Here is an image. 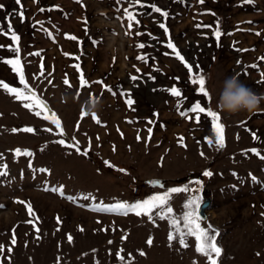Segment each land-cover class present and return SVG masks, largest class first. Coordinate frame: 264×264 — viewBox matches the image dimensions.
I'll return each mask as SVG.
<instances>
[{"label": "rangeland", "instance_id": "obj_1", "mask_svg": "<svg viewBox=\"0 0 264 264\" xmlns=\"http://www.w3.org/2000/svg\"><path fill=\"white\" fill-rule=\"evenodd\" d=\"M0 5V82L17 92L27 85L36 94L19 100L0 85V164L8 166V176L0 178V264H208L194 236L187 237V247L169 241L168 219L138 216L126 207L104 210L172 188L180 189L169 200L176 216L189 198L199 196L201 203L210 198L199 223L214 230L222 249L219 258L213 254L217 264H264V159L250 151L264 156V101L252 114L229 116L216 108L227 76L237 74L264 93V0H0ZM125 9L139 20L131 29ZM118 33L127 38H117L120 50L113 55L109 40ZM169 40L192 66L191 74L167 48ZM140 43L143 49L136 47ZM14 48L23 82L7 63L17 59ZM144 55L147 63L137 60ZM197 74L206 77L208 97L192 82ZM173 86L180 97L168 91ZM89 95L102 98L99 123L82 117L73 99ZM40 101L47 105H41L40 116L24 107ZM198 101L219 114L223 148L205 113L200 123L196 113L181 115ZM29 127L34 131H23ZM61 139L78 142L80 151L61 145ZM16 149L32 155L15 156ZM205 171L212 175H202Z\"/></svg>", "mask_w": 264, "mask_h": 264}, {"label": "snow or ice", "instance_id": "obj_2", "mask_svg": "<svg viewBox=\"0 0 264 264\" xmlns=\"http://www.w3.org/2000/svg\"><path fill=\"white\" fill-rule=\"evenodd\" d=\"M124 0H117V3H123ZM201 3H203V0H200ZM245 2L247 3H252V0H245ZM17 4H20V0H16ZM137 3H139V0H137ZM153 7V11L157 12V13H161V9L159 7L156 6H152ZM0 8H3V5H0ZM41 11H44V9H41ZM124 14L127 17L128 20V27L131 29L133 27V22H135L136 24H139V20L137 19V16L132 13L129 12L127 9L124 10ZM21 19L23 20V10L20 11L19 13ZM162 15L165 17V19L168 17V13L167 12H163ZM159 27L161 29H163L165 31V33H167L168 29L166 27V25L164 23L159 24ZM199 27V25H198ZM8 28L9 30H11L12 25L9 22L8 24ZM0 31H3L2 28H0ZM137 35H139V33H137ZM215 35L217 38L220 37V31L219 28H217V31L215 32ZM257 35H259V33H257ZM11 39L13 40V42H16L19 37L16 36L14 33L11 36ZM72 39H76L75 37H72ZM97 43V41H93V44L95 45ZM137 48L143 49L145 47V44L140 43L136 45ZM167 48L171 49L174 53L177 59H179L181 62L185 63V67L188 68L189 73L191 74L192 72V66L190 64H188L187 62H185V58L181 55V53L176 49V46L171 42V40H169V42L167 43ZM13 54L15 56H17V59L15 60H9L7 61V63H9L10 65H12L13 67V71H16L19 75V79L21 82L24 81V76L22 73V70L18 67V65L20 64L19 58H18V53H19V49L18 48H14V49H10ZM30 55H37L39 56L40 53H32ZM76 59H79V57H76ZM137 60H142L145 63H147L148 61V57L146 55L144 56H137ZM77 69H79V65H76ZM251 67H256L255 65H252ZM137 71H139L137 69ZM131 79L133 81H136L138 79V77L136 76H132ZM192 82L195 84L199 85L198 91L199 93L203 94L204 97H208L209 93L206 90V77L203 74H197L193 77ZM65 83L67 84L68 81L65 80ZM87 84V81L84 79L83 74H81V86H85ZM0 85H2L6 90H8L11 93H16V98L19 100H25V101H31L32 97H35V93L32 91L31 88H28L27 85H24V88L21 89L19 92H17L16 89L14 88H9V86L7 84H4L3 82H0ZM109 91H111V89H109ZM170 92V94L172 96L175 97H180L181 96V91L180 89H178L177 87L173 86L171 89L168 90ZM127 105L132 106L134 104L133 99L129 98L126 100ZM41 105H43L44 108H47L46 104H43V101H40L39 103H25L24 107L25 108H30V109H35V114L37 116L41 115V111H40V107ZM188 113H196V122L200 123V115L201 113H205L206 116L208 118H210L211 120V130L212 132L215 134V143L217 145L218 148H223L224 147V136H223V131H224V126L223 124L220 122V116L217 112L213 111L211 107H208L207 110L205 107L201 106V103L198 101L195 104H193L189 109H186L185 111H183L181 113V115H187ZM54 116V113L52 114ZM83 117V114H81ZM47 118V117H45ZM94 120H97V122L99 123L98 119L93 118ZM55 125L57 128H61V125L59 123L58 120L54 121ZM149 124H151V121H149ZM46 131H51V129H45ZM13 131H17L16 129H13ZM23 131L26 132H33L34 130L32 128H25L23 129ZM149 133L151 135V128H149ZM61 134L62 133V129H61ZM255 138V137H254ZM75 138H73L74 140ZM137 139L139 140L140 137L138 136ZM181 140L183 138H180ZM207 143L209 145H211L213 143V141L209 138V137H205L204 138ZM58 143H60L61 145H64L66 147H75L76 151L79 152V146H78V142H76V144H72V143H66L65 140L61 139L59 141H57ZM251 152H253L254 154H256L260 159H264V156H260V153L257 149H251ZM27 155V156H31L32 153L29 150H21V149H16L14 150V155L15 156H20V155ZM83 155H87V152L82 153ZM201 155H203V153H201ZM3 157L0 156V160H2ZM107 163V162H105ZM29 167H31V165H29ZM8 166L7 164H0V178H4L8 176V170H7ZM39 171L41 172H47V169H40ZM202 175L204 176H210L212 175L211 172L209 171H205ZM254 179V178H253ZM198 182V181H197ZM149 183L152 184H159V181H150ZM161 187H163L161 185ZM60 189L57 188H53L52 191H59ZM180 189H176V188H172V189H167L165 191L164 194L161 195H154L152 197H149L147 199H145L144 201H138L135 202L134 204H130V205H126L124 203H117L113 206H109L107 208H105L104 210L106 211H115L116 209H120V208H127L129 211H134L136 213V215H141L142 213L144 215H148L149 219H152L153 215H157L160 218H166L169 220V226H170V232H169V236L168 239L170 242H172L174 239L178 242V244L182 247H187V237L190 236H194L197 244H196V251L198 253H201L203 255H205L208 259V264H217V259L213 258V254L215 255L216 258H219L221 256L222 253V249L217 245V243L215 242V234L214 230L212 228L211 225H208L207 228H203L201 227L199 221L203 218L200 214V206H201V197L199 196H193L191 198H189L185 205H184V209L185 211L182 213V215L180 216H176L173 215V209L170 206L169 200H170V196L172 193L179 191ZM188 188L183 189V191H188ZM61 194L63 195V193L61 192ZM23 203V202H21ZM0 207H3L2 205H0ZM153 209H156L155 212H153ZM95 210H100V209H95ZM28 211L31 214L32 213V209L31 206H28ZM182 224V227H181ZM37 231H39V229H37ZM175 233V235H174ZM70 238V237H69ZM12 244L16 243L15 238L13 237L12 239ZM151 238H149L148 243L151 244ZM111 243V242H110ZM3 249V246L0 245V250ZM9 251H11V249H9ZM141 255H143V253H141ZM120 259H123V257H120Z\"/></svg>", "mask_w": 264, "mask_h": 264}, {"label": "clouds", "instance_id": "obj_3", "mask_svg": "<svg viewBox=\"0 0 264 264\" xmlns=\"http://www.w3.org/2000/svg\"><path fill=\"white\" fill-rule=\"evenodd\" d=\"M117 38L122 42L127 36L118 33L116 36L110 37L108 48L113 55L120 50L116 44ZM63 99L66 101L67 94H64ZM73 99L80 103L81 114L99 119L103 106L101 97L89 95L83 100H79V97L74 96ZM262 101H264V93H256L242 82L237 74H234L225 77L221 82L216 108L223 115L231 116L241 112L252 114L261 110Z\"/></svg>", "mask_w": 264, "mask_h": 264}, {"label": "water", "instance_id": "obj_4", "mask_svg": "<svg viewBox=\"0 0 264 264\" xmlns=\"http://www.w3.org/2000/svg\"><path fill=\"white\" fill-rule=\"evenodd\" d=\"M209 204H210V198L209 197H206L203 202L201 203V206H200V214L203 218H206V213H205V210L206 208L209 207Z\"/></svg>", "mask_w": 264, "mask_h": 264}]
</instances>
